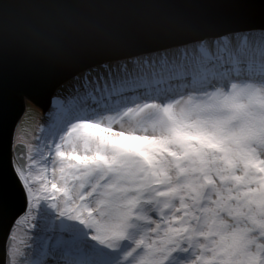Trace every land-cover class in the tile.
I'll use <instances>...</instances> for the list:
<instances>
[{"label": "snow or ice", "instance_id": "1", "mask_svg": "<svg viewBox=\"0 0 264 264\" xmlns=\"http://www.w3.org/2000/svg\"><path fill=\"white\" fill-rule=\"evenodd\" d=\"M259 4L0 0V85L54 88L0 264H264Z\"/></svg>", "mask_w": 264, "mask_h": 264}, {"label": "water", "instance_id": "2", "mask_svg": "<svg viewBox=\"0 0 264 264\" xmlns=\"http://www.w3.org/2000/svg\"><path fill=\"white\" fill-rule=\"evenodd\" d=\"M173 2L181 6L178 10L188 14L193 21L197 18V10L186 7L187 4L216 6L247 3L251 5V10L257 17L261 10L259 0H173ZM214 10V7H210L207 11L211 15ZM53 92L51 81L33 75H21L0 85V260L4 258L6 238L13 219L23 210L19 185L11 168V161L14 159L12 140L26 112L28 102L39 101L42 111L45 112L51 105Z\"/></svg>", "mask_w": 264, "mask_h": 264}, {"label": "rangeland", "instance_id": "3", "mask_svg": "<svg viewBox=\"0 0 264 264\" xmlns=\"http://www.w3.org/2000/svg\"><path fill=\"white\" fill-rule=\"evenodd\" d=\"M40 108L39 105L28 102L26 112L18 124L15 136H21L27 142H34L33 137L40 135V129L47 127L50 122V113L53 111L52 100L47 111L44 112Z\"/></svg>", "mask_w": 264, "mask_h": 264}, {"label": "trees", "instance_id": "4", "mask_svg": "<svg viewBox=\"0 0 264 264\" xmlns=\"http://www.w3.org/2000/svg\"><path fill=\"white\" fill-rule=\"evenodd\" d=\"M53 94H54V92L51 94V97H53ZM30 103L33 104V105H39L40 106V102L39 101H31ZM40 109H42V108H40Z\"/></svg>", "mask_w": 264, "mask_h": 264}]
</instances>
